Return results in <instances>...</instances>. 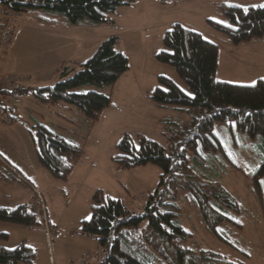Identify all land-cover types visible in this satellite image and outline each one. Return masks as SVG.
<instances>
[{"label": "rangeland", "instance_id": "1", "mask_svg": "<svg viewBox=\"0 0 264 264\" xmlns=\"http://www.w3.org/2000/svg\"><path fill=\"white\" fill-rule=\"evenodd\" d=\"M166 1L168 6L163 9L165 12L155 11L148 18L142 11L156 5L154 0H136L132 3V7H136L133 10L134 18L137 16L147 23L154 19L159 21L160 27L149 31H146V27L139 28V24H134L125 8L128 6L118 9L122 13L118 19L115 15L109 16L119 20L118 25L103 23L95 29L73 25L65 15L50 10L30 9L22 12L17 19L12 44L7 50L11 51L10 56L5 59L4 54L1 70L6 74L24 75L25 88L54 85L63 80L59 70L64 64L87 60L91 56L87 51H96L103 42L117 35L116 48L131 56L133 71L130 81L142 80L146 83L144 90H153L158 85L159 76L163 75L191 92L173 66L154 58L163 48L164 32L173 23H182L219 44L222 58L218 77L224 76L248 85L257 82L259 77L264 78L263 53L236 51L232 55L227 50L234 45L228 37L208 24V19L229 22L218 6L220 4L249 8L263 5L264 0ZM250 47L255 50V44ZM250 59L258 60V64H251ZM114 87L116 85H86L77 90L78 93L94 90L109 96L112 94L113 103L122 105L116 117L110 116L101 124L96 123L95 127L88 120L85 122L84 114L78 112L77 108L65 103L46 106L35 98L32 90L26 94H20L18 92L21 90H18L15 108L19 107L20 115L16 122H0V154L6 155L9 158L6 160L11 163L5 161L7 167L2 165L9 172L0 167V198L9 195L17 203L31 202L34 189L25 179L28 178L44 194L54 223L51 233L44 225L31 228L16 226L19 230L13 233L11 248L21 242L32 246L37 253L35 264H77L88 255L91 256V264H102L106 253L97 240L71 233L81 226L82 220L91 217L90 203L94 194L102 189L99 187L109 189L108 194L122 198L134 212L143 213L149 202V194L157 188L162 173L157 166L149 165L147 168H138L137 172L121 171L118 175H111L109 171L115 168L111 157L116 154L118 140L127 133L135 144L140 145L138 134H143L162 144L166 154L172 155L184 147L180 146V142L188 134L185 125L191 127L200 120L197 112H187L178 107L159 106L167 107V110L155 111L148 106L151 103L149 99L127 96L125 89ZM71 107L77 111L70 112ZM70 120L75 122L74 125ZM110 123L116 124L110 126ZM40 125L64 136L69 142H76L74 144L80 146L83 144L87 153L82 160L83 168L78 173L89 166L97 167L92 168V173L86 178L75 177L70 182L56 180L38 160L34 138L38 139ZM215 132L225 150L209 163L210 169L199 166L197 176L185 170L175 182H168L170 193L176 196V204L180 208L179 223L193 234V238L184 245L223 254L240 264H264V205L255 195L250 179L237 169L239 167L247 173H253L260 166L264 159V138H251L235 126L225 124H217ZM187 156L194 161L193 152L188 151ZM11 171L17 174V180L13 181L9 176ZM121 183L127 185L128 192L120 190ZM219 186L226 188L239 200L242 206L240 219L244 224L241 232L228 224H221L218 229L227 237L225 242L207 230L197 206L198 199H207Z\"/></svg>", "mask_w": 264, "mask_h": 264}, {"label": "trees", "instance_id": "2", "mask_svg": "<svg viewBox=\"0 0 264 264\" xmlns=\"http://www.w3.org/2000/svg\"><path fill=\"white\" fill-rule=\"evenodd\" d=\"M135 0H28L9 1L17 10L44 9L63 14L73 25L98 26L113 23L110 15ZM264 5V4H263ZM228 23L208 19V24L224 33L234 46L264 38V7L218 5ZM117 37L103 42L87 60L66 63L59 70L62 81L54 85L27 87L18 93L32 90L35 98L46 106L69 104L81 111L93 124L101 120L103 112L113 106L112 97L97 91L78 93L83 86H112L130 70L129 57L116 48ZM220 46L202 33L182 23H173L163 35V48L154 55L160 63L173 66L191 92L185 91L173 79L159 76L158 85L147 93L159 106H173L187 112H197L200 120L191 127L180 142L181 151L167 155L159 142L138 134L141 144L125 134L116 145L112 157L119 170H132L149 165L162 170L157 188L149 194L143 213L134 212L121 198L98 190L91 200V219L82 220L81 226L71 231L74 235L94 237L106 256L102 264H240L227 256L202 248H190L184 243L193 234L179 223L180 208L176 196L170 193L168 182H175L183 171L195 173L199 166L210 169L209 163L224 153L221 139L215 132L217 124L235 126L251 138H264V78L254 84H235L217 77ZM38 139L34 138L38 160L43 168L58 181L68 182L72 173L86 156L83 146L69 142L46 126L40 125ZM194 153V161L187 152ZM192 164V165H191ZM192 166V167H191ZM251 181L255 195L264 205V159L253 172L237 167ZM14 207L0 206V222L25 227L45 225L48 213L37 203ZM207 230L227 241L218 229L228 224L239 232L242 206L226 188L219 186L205 200L198 199ZM49 223V222H48ZM47 223V224H48ZM225 233L229 236V234ZM10 235L0 233V240ZM37 253L25 242L15 248L0 246V264H35Z\"/></svg>", "mask_w": 264, "mask_h": 264}, {"label": "crops", "instance_id": "3", "mask_svg": "<svg viewBox=\"0 0 264 264\" xmlns=\"http://www.w3.org/2000/svg\"><path fill=\"white\" fill-rule=\"evenodd\" d=\"M136 1V0H135ZM155 1V3H156V5H152L151 6V8L149 9V10H145V12H143L142 11V13L146 16V18H148L153 12H155L156 11V13H157V11L159 12H161L163 9H165V7L166 6H168V2L166 1V0H154ZM180 1H182V0H178L177 2H180ZM126 8V10L127 11H129L128 13H129V15H131V19H132V21L134 22V24L135 25H138L139 26V28H141V26L142 27H146V31H149V30H151V29H154V30H156V28L157 27H160L159 25V21H157L156 19H154L153 20V22H151V23H147V22H145V21H142L141 19H139L137 16H136V18H134L133 16L135 15L134 14V12L135 11H133V10H135V8L136 7H132V4H131V6L129 5L128 7H125ZM121 9V8H120ZM119 9V10H120ZM137 9H138V7H137ZM119 10H117L116 11V13H114V14H112V15H115L116 16V18L118 19V17L122 14V13H120V11ZM132 10V11H131ZM150 11V12H149ZM163 12H165V10H163ZM112 19V21H113V24H117L118 23V21L119 20H117V19H113V18H111ZM143 22V23H142ZM118 25V24H117ZM82 27H88V28H90V29H95L96 28V26H91V25H83ZM165 33V32H164ZM116 37L117 38H119V36H117L116 35ZM252 44H255V50L254 49H250L251 47V45ZM222 51V50H221ZM227 51H230L231 53H232V55H235V53H236V51H259V54H262L263 53V57H264V38H262V39H257V40H254V41H252V42H250V43H245V44H241V45H239V46H232V47H230V49L229 50H227ZM96 51H87V54H90L91 56L95 53ZM123 52V51H122ZM10 53H11V51H6V53H5V59H6V57L8 58L9 56H10ZM124 54H126L128 57H129V60H130V65H131V67H130V70L127 72V73H125L120 79H119V81L115 84L116 85V87L118 86L119 88H122V89H125V91H126V94H127V96H134V97H136V96H141V97H145V98H147V99H149L148 98V96H147V93L148 92H150V91H152V90H144V89H146L145 88V86H146V83L144 82V81H142L141 80V82H138V81H130V77H131V75H130V73L133 71V65H132V60H131V56L129 55V53H127V52H123ZM90 56V57H91ZM89 57V58H90ZM220 60H219V67H218V72L217 73H219V69H220V66H221V58H222V55H221V53H220ZM74 62H76V63H80V62H83V61H79V60H77V61H74ZM250 63L251 64H253V65H257L258 64V60H256V59H250ZM255 65V66H256ZM2 66H3V64H2ZM6 72H8V73H17V72H13V71H6ZM218 77V76H217ZM220 80H223V81H227V82H232V83H235V84H240V83H238V82H236V80L234 81V80H232V79H228V78H226V77H224V76H222V77H218ZM261 77H259L258 79H260ZM145 83V84H144ZM116 87H114V88H116ZM111 97H113V95L111 94L110 95ZM150 100V99H149ZM150 102L151 103H149L148 104V106L151 108V109H153V110H155V111H157V110H161V109H164V110H167V107H159V105H157L156 103H154L153 101H151L150 100ZM159 108V109H158ZM121 109H122V105L121 104H116V103H113V106H111L110 108H108V109H106L104 112H103V115H102V117H101V120L97 123V125H99V124H101L102 122H104L105 121V119L106 118H108V117H110V118H114V117H116V115L118 114V111L120 110L121 111ZM74 110H76V109H73L72 107L71 108H69V111L70 112H73ZM77 111V110H76ZM78 112H80V111H78ZM14 114H15V116L17 117V119H18V117H19V115H20V109H19V107H17L16 106V108H15V111H14ZM84 118H86L85 116H84ZM167 118H169V116H167ZM84 120V119H83ZM86 121L85 122H87V118L85 119ZM71 124H73L74 125V123L75 122H72V120H70L69 121ZM85 124H87V123H85ZM90 124H91V122H90ZM93 124V123H92ZM91 124V125H92ZM116 123H110V126H114ZM28 127V126H27ZM94 127H95V124H94ZM75 135V137H78L77 136V134H74ZM64 137V136H63ZM65 138V137H64ZM84 139V138H83ZM120 140H118V142H119ZM117 142V143H118ZM74 143H76V142H74ZM117 143H116V145H117ZM78 145H80V144H78ZM82 146H83V144H81ZM115 145V146H116ZM35 147V146H34ZM113 156V155H112ZM6 159H9L6 155H4L3 154V156L0 154V167H2V165L3 166H5V167H7V165H6V163H5V161L7 162V163H9L10 165H11V163L10 162H8ZM111 162L113 163V160H112V157H111ZM83 163H82V161L79 163V165L77 166V168L74 170V172L72 173V175H71V177H70V179H69V182H70V180L72 179V178H80V177H87L88 176V174L90 173H92L91 171H92V168H95V167H97V165H94V167H88L87 169H85V170H83V171H81L80 173H78V171L81 169V168H83V165H82ZM114 164V163H113ZM5 171H7V172H9L6 168H4V167H2ZM141 168V167H140ZM145 168H147V167H145ZM138 168H136V169H132V170H119V169H117L116 167L114 168V170H110L109 172L111 173V175H113V176H115V175H118V174H120V172L121 171H128V172H137L136 170H137ZM11 174H9V176L11 177V179L14 181V180H17V174L16 173H14L13 171H11L10 172ZM31 175H33V173L31 174ZM159 177H160V175H159ZM26 180H28V183L31 185V187L34 189V194H36V192H40L42 195H43V197H44V194L35 186V184L31 181V180H29L28 178H25ZM35 181V180H34ZM99 188H102V190L107 194V195H110V194H108L107 192L108 191H110L109 189H105V188H103V187H99ZM99 190V189H98ZM97 190V191H98ZM120 190H122L123 192H128L129 191V189H128V187H127V185L126 184H124V183H121V186H120ZM113 195V197H115V198H117L118 196H115L114 194H112ZM112 195H110V196H112ZM122 199V198H121ZM34 200H35V195L33 196V198H32V200H31V202H23V203H17V202H14V200H13V198L11 197V196H9V195H6V196H4L3 198H0V206H9V207H14V206H17V205H20V204H33V203H35L34 202ZM46 201V200H45ZM90 205H91V203H90ZM46 208H47V204H46ZM47 213H48V219H47V223L45 222V227H46V229H47V231H49V233H51L52 232V227H53V225H54V223H53V221L51 220V217H50V213H49V210L47 209ZM16 226H19V225H15V224H11V223H5V222H0V233H2V232H6V233H8L9 235H10V238H9V240H7V241H5V242H3V241H1L0 240V246H6V247H9V248H11V245H10V242H11V240H12V236H13V233H15V231H17V230H19V229H16L17 227ZM22 243V242H21Z\"/></svg>", "mask_w": 264, "mask_h": 264}, {"label": "built area", "instance_id": "4", "mask_svg": "<svg viewBox=\"0 0 264 264\" xmlns=\"http://www.w3.org/2000/svg\"><path fill=\"white\" fill-rule=\"evenodd\" d=\"M9 1L11 0H0V122L13 124L17 120L14 114L15 102L18 96L17 92L25 88L23 81L26 77L22 74H6L1 70L3 56L12 44L17 19L22 13L15 9ZM12 1L23 3L28 0ZM37 195L39 204H41L46 211L43 195L39 192H37ZM90 259L91 256L88 255L85 259L79 260L77 264H91Z\"/></svg>", "mask_w": 264, "mask_h": 264}, {"label": "snow or ice", "instance_id": "5", "mask_svg": "<svg viewBox=\"0 0 264 264\" xmlns=\"http://www.w3.org/2000/svg\"><path fill=\"white\" fill-rule=\"evenodd\" d=\"M238 7H243V6H238ZM253 7H256V5H253ZM259 7H264V5H259ZM88 219H91V217H88Z\"/></svg>", "mask_w": 264, "mask_h": 264}]
</instances>
